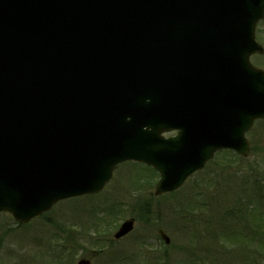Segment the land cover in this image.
I'll use <instances>...</instances> for the list:
<instances>
[{
	"label": "water",
	"instance_id": "obj_1",
	"mask_svg": "<svg viewBox=\"0 0 264 264\" xmlns=\"http://www.w3.org/2000/svg\"><path fill=\"white\" fill-rule=\"evenodd\" d=\"M263 18L264 0H0V211L27 222L126 160L154 166L161 195L220 149L247 155Z\"/></svg>",
	"mask_w": 264,
	"mask_h": 264
},
{
	"label": "rangeland",
	"instance_id": "obj_2",
	"mask_svg": "<svg viewBox=\"0 0 264 264\" xmlns=\"http://www.w3.org/2000/svg\"><path fill=\"white\" fill-rule=\"evenodd\" d=\"M256 36L264 46V19ZM251 61L264 69V52ZM247 138L248 156L220 152L172 193L154 195L159 173L147 183V168L133 161L119 165L100 193L63 200L25 226L0 212V264H76L83 257L92 264H264V120ZM248 199L256 214L225 213L246 208ZM131 216L134 230L115 240ZM231 230L240 235L229 239Z\"/></svg>",
	"mask_w": 264,
	"mask_h": 264
},
{
	"label": "trees",
	"instance_id": "obj_3",
	"mask_svg": "<svg viewBox=\"0 0 264 264\" xmlns=\"http://www.w3.org/2000/svg\"><path fill=\"white\" fill-rule=\"evenodd\" d=\"M225 152V151H224ZM226 153V152H225ZM145 168H147V175L148 176H146V182L147 183H149L150 181H151V178L155 175V171L152 169V168H150V167H147V166H145ZM245 204V203H244ZM257 208L259 209V207L258 206H256L255 207V205H253V201H252V199H248V201H247V203H246V208L244 207V205H240V204H238L236 207H234V209L233 210H226L225 211V213H227V214H229L230 216H232L230 213H229V211H231V213L234 215V216H240V217H244L245 216V213L246 212H251L252 214H256V212H258L257 211ZM258 216V215H257ZM226 234H228L229 235V239H235V235H237L236 234V232L233 230V232H232V230L231 231H229L228 233H226ZM60 255V254H59ZM61 256V255H60Z\"/></svg>",
	"mask_w": 264,
	"mask_h": 264
}]
</instances>
